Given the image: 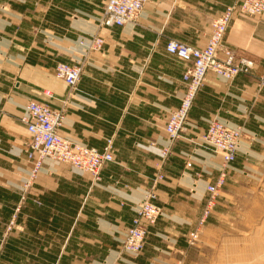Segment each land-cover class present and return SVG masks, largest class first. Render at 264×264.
<instances>
[{"label":"crops","instance_id":"1","mask_svg":"<svg viewBox=\"0 0 264 264\" xmlns=\"http://www.w3.org/2000/svg\"><path fill=\"white\" fill-rule=\"evenodd\" d=\"M234 2L150 0L138 25L99 30L101 12L93 0H0V264H264V13L236 12L224 41L255 62L253 72L232 83L210 73L189 114L191 137L203 136L214 119L243 126L246 133L195 247L187 237L198 225L206 186L216 184L222 159L188 140L176 141L169 159L180 150L201 166L187 178L185 168L173 170L161 156L170 113L186 91V66L166 47L170 41L206 47L212 21ZM97 33L104 48L89 54L77 93L67 95L66 83L53 76L55 86L49 79L37 95V38L47 37L41 42L49 41L61 56L78 38ZM30 101L56 110L67 102L60 134L75 142L103 151L114 138V162L103 170L101 183L70 166L47 164L21 201L20 158L27 176L31 166L25 153L29 135L20 119ZM196 174L198 187L191 183ZM159 175L164 181L155 203L163 215L149 229L142 254L133 258L122 242Z\"/></svg>","mask_w":264,"mask_h":264},{"label":"built area","instance_id":"2","mask_svg":"<svg viewBox=\"0 0 264 264\" xmlns=\"http://www.w3.org/2000/svg\"><path fill=\"white\" fill-rule=\"evenodd\" d=\"M104 15L100 23L101 28L125 27L137 23L141 18L146 5L150 0H105ZM241 12L245 15L258 16L264 12V0H236L212 24V32L206 48L195 50L177 41H170L166 47L169 55L178 57L186 66L183 82L187 84L186 93L178 111L169 116L166 128L168 145L162 151V158L168 156V148L179 139L184 126L189 120V114L196 98L197 92L204 85L208 73H214L219 79L231 83L237 76L250 75L254 70V63L246 58H238L236 52L223 45L233 16ZM89 52L101 51L104 40L93 38L89 41L81 40L79 43ZM83 65L70 66L60 64L56 70V78L64 81L70 91L76 90L82 79ZM259 87L264 88V79L259 81ZM66 114V112H65ZM64 111L55 110L45 104L31 103L22 117V124L28 127L32 136L27 145L26 153L33 164L31 180L37 178L46 160H53L70 165L79 173H89L95 183L102 182L103 170L113 163L112 141H109L104 151H98L82 145L75 144L58 136L57 130L63 125ZM245 136L243 127H231L226 123L214 119L211 121L207 132L194 142L196 146L210 151L221 157L219 180L216 185H208V199L206 208L199 224L203 226L216 206L219 189L224 185L228 168L237 159L242 140ZM198 147L196 149H198ZM164 179L159 175L155 184ZM158 183V184H159ZM96 184V185H98ZM154 191H148L142 202L136 207V216L131 227L125 234L122 242L124 251L130 255L139 254L146 242L149 228L161 218L162 209L156 205ZM199 231L189 237V245L198 243Z\"/></svg>","mask_w":264,"mask_h":264},{"label":"rangeland","instance_id":"3","mask_svg":"<svg viewBox=\"0 0 264 264\" xmlns=\"http://www.w3.org/2000/svg\"><path fill=\"white\" fill-rule=\"evenodd\" d=\"M94 1V4H98L99 5V10H100V12H101V17L97 20V26H98V29L99 30H101L102 28L100 27V23H101V21H102V17H103V13H104V5L102 6V1L103 0H93ZM236 3V0H235V2H234V4ZM233 4V5H234ZM233 5H230L229 7H231V6H233ZM89 6L91 7V8H94L95 9V6L93 5V4H89ZM227 10V9H226ZM39 17H41L40 16V14H38L37 15V20H36V25L37 26H41L42 24H44L43 23V21H42V19L41 18H39ZM141 19V18H140ZM140 19L137 21V23H134V24H131V25H134V26H136V25H138V23H139V21H140ZM46 25H48V23L46 22L45 23ZM108 29V28H107ZM75 35H76V37H77V33L75 32V30H74V32H73ZM40 35V34H39ZM97 35H99L98 33L96 34V35H93V36H91V37H89V38H87V37H80V38H78L77 39V41H75V45H69V46H66V48L68 49L67 50V52H65V54H64V52H63V54L61 55V56H59L58 54H59V52L58 51H56L55 49H54V47H53V45H51V43L48 41V43L46 44V45H48V47H46V45L45 44H43L42 42L43 41H45V40H47V37H45V36H39L40 37V39L42 40V42H41V40L39 39V38H37V40H38V45H37V56H36V71H35V81H36V87H35V92H36V94L39 92V91H43V90H41V88L40 87H43L44 85H48L49 84V79H50V84H49V86L50 87H53V86H55L54 85V79H53V76H55V73H56V70H57V68H58V66L60 65V64H67V65H70V66H76V65H78V64H82V65H87V61H88V59H89V57L91 56V55H89L91 52H89V50L88 49H83L81 46H80V42H81V40H84V41H89V40H92L93 38H95V36H97ZM54 43V42H53ZM50 46V47H49ZM104 48V47H103ZM103 50V49H102ZM101 50V51H102ZM100 51V52H101ZM93 54V53H92ZM95 54V53H94ZM77 59H80V61H79V63H77ZM77 63V64H76ZM85 68V67H84ZM55 78H56V76H55ZM57 79V78H56ZM58 80V79H57ZM57 83V82H56ZM81 83V82H80ZM80 83H79V85H80ZM57 85V84H56ZM79 85L77 86V90H75L76 91V93H77V91H78V88H79ZM67 89H68V93H67V95L68 94H70V89L67 87ZM74 91V92H75ZM38 95V94H37ZM181 102H182V100H181ZM43 104H45V103H43ZM45 105H47V106H49V107H51L52 109H55V107H52L50 104H45ZM181 105V104H180ZM56 110V109H55ZM60 110H62V108L60 109ZM191 129V127H190V122L188 121V125H187V133L185 134V136L183 137V140H188V142L190 143L191 141H196V139H198V138H201L202 137V135H195L194 137H191L190 136V134H189V130ZM29 135V134H28ZM246 135V134H245ZM245 137V136H244ZM29 138H30V136H29ZM192 143V142H191ZM25 147H26V145H25ZM173 150L174 149H172V152H171V154L173 153ZM175 152V151H174ZM171 156V155H170ZM238 158V157H237ZM169 159V157H167V159L165 160V161H167ZM237 160V159H236ZM236 160L234 161V162H236ZM169 161H170V167L174 170L175 168H185V170H184V172H183V174L185 173L186 174V177L188 178V177H190L189 176V171L190 172H192L193 170H197L198 171V169L200 168L201 169V166H198V164L196 163V160H195V156L194 155H192L191 153H188V152H184V154H182V151H177V152H175V155L173 156V157H171L170 159H169ZM223 161V160H222ZM24 162H25V158L24 157H22V158H20V174H19V197H20V199H21V201H24L26 198H28V196H29V193L31 192V190L33 189V187H34V185H35V183H36V181L38 180H36L33 184H32V186H31V188L28 190V191H25V181H26V179H27V174H25V172H24ZM233 162V163H234ZM232 163V164H233ZM48 164H52V163H48ZM231 164V165H232ZM56 165V164H55ZM223 165V163L221 164V166ZM230 165V166H231ZM230 168V167H229ZM229 168H228V170H229ZM212 171H214V167L212 168V170H211V172ZM182 174V175H183ZM198 174H200V173H198ZM198 174H196V176H195V179H192V181H191V183H195V184H197V187L199 186V184H200V182H201V179H199L198 178ZM227 176H228V172H227ZM218 178H219V176H218ZM217 178V179H218ZM226 179H227V177H226ZM200 180V181H199ZM4 181H7L6 179H4ZM164 181V179L161 181V183ZM225 183H226V180H225ZM209 185H214V184H209ZM194 186V185H193ZM208 186V185H207ZM207 186H206V194H207V196H208V192H207ZM196 191V190H195ZM199 192V191H198ZM199 195H200V192H199ZM201 195H203L202 193H201ZM0 196H1V194H0ZM206 196V200H205V206H204V208H203V211H202V214H201V217H202V215H203V212H204V209L206 208V204H207V199H208V197ZM216 208V207H215ZM215 208H214V211H215ZM19 211V208H18V210H17V212ZM213 211V212H214ZM213 212L210 214V216L208 217V219L206 220V223L203 225V226H201L200 224H199V222H200V219H201V217H200V219H199V221H198V225H197V227H196V229L195 230H193L190 234H189V236L187 237V243H188V245H189V237H191V235L194 233V232H196L197 230L199 231V238H198V243L195 245V246H197L198 244H199V242L201 241L200 239H201V230L205 227V225L208 223V220H209V218L212 216V214H213ZM162 217V216H161ZM160 220V219H159ZM158 220V221H159ZM158 223V222H157ZM156 223V224H157ZM156 224H154L153 226H151L150 228H152V227H154ZM11 227H12V223L10 224V226H8L7 227V230H11ZM149 228V229H150ZM126 234V233H125ZM149 235V234H148ZM125 237V236H124ZM147 238H148V236L146 237V240H147ZM124 240V239H123ZM146 243V242H145ZM190 247H195V246H191V245H189ZM144 247H145V244H144ZM144 249V248H143ZM143 251V250H142ZM142 251L139 253V254H137V255H130V254H128V255H130L131 257H133V258H137V257H139L141 254H142Z\"/></svg>","mask_w":264,"mask_h":264},{"label":"bare ground","instance_id":"4","mask_svg":"<svg viewBox=\"0 0 264 264\" xmlns=\"http://www.w3.org/2000/svg\"><path fill=\"white\" fill-rule=\"evenodd\" d=\"M106 3V2H105ZM241 13V12H240ZM264 13V12H263ZM262 13V14H263ZM261 14V15H262ZM104 15V14H103ZM243 15H245V14H243ZM248 16H250V15H248ZM258 16H260V15H258ZM234 17V16H233ZM253 17H257V16H253ZM218 18V17H217ZM217 18H215L213 21H212V24H213V22L217 19ZM233 20V19H232ZM212 24H211V26H212ZM231 25V24H230ZM230 28V27H229ZM228 31H229V29H228ZM228 31H227V33H228ZM227 33H226V35H227ZM211 35V34H210ZM226 35L224 36V39H223V45L225 46V47H227L226 45H225V43H224V41H225V38H226ZM97 38H101V37H98V36H96ZM102 39V38H101ZM105 42V41H104ZM183 44V43H182ZM208 44V43H207ZM184 45H186V44H184ZM188 46V45H187ZM190 47V46H189ZM190 48H192V49H195V50H203V49H205L206 47H204V48H202V49H198V48H193V47H190ZM227 48H229V47H227ZM229 49H231V48H229ZM233 50V49H232ZM235 51V50H234ZM94 52H97V51H94ZM236 52V51H235ZM236 54H237V52H236ZM237 56H238V54H237ZM174 57H176V56H174ZM178 60H180L178 57H176ZM238 58H246V57H239L238 56ZM246 59H248V58H246ZM250 61H252L253 63H254V68L253 69H255V62L253 61V60H251V59H249ZM181 61V60H180ZM183 63V62H182ZM253 72V71H252ZM82 73H83V71H82ZM210 73H208V75H209ZM212 74H214V73H212ZM208 75H207V79H208ZM215 75V74H214ZM55 76H56V74H55ZM238 77V76H237ZM236 77V78H237ZM235 78V79H236ZM58 79V78H57ZM207 79H206V81H205V83L207 82ZM262 79H264V77H261L260 79H259V81L261 82V80ZM60 80V79H59ZM235 81V80H234ZM205 83H204V85H205ZM232 83V82H231ZM185 85H186V88H187V84L185 83ZM204 85L201 87V89L197 92V95H196V98H197V96H198V94H199V92L202 90V88L204 87ZM73 92V91H72ZM186 93V92H185ZM185 93H184V95H185ZM184 95H183V98H184ZM183 98H182V100H183ZM196 98H195V100H196ZM195 100H194V102H193V105H192V108H193V106H194V103H195ZM31 103H37V104H42V103H40V102H38V101H30L28 104H27V106L25 107V111H26V109H27V107L31 104ZM66 106H67V102H64V105H63V108H62V111H64V116H65V119H64V122H63V125H64V123H65V120H66V114H65V112H66ZM181 107V106H180ZM180 107L178 108V109H176V110H174V111H172L173 113L174 112H176V111H178L179 109H180ZM192 108H191V110H192ZM171 112V113H172ZM170 113V114H171ZM23 117V116H22ZM22 117H21V119H20V121L22 122ZM219 120V119H218ZM187 121H189L188 119H187ZM213 121V120H212ZM168 123H169V120H168V122H167V125H166V128H167V126H168ZM211 123V122H210ZM63 125L61 126V127H59L58 128V130H57V134H58V136L59 137H61L62 139H65V140H69V141H71V142H73V143H75V144H78V145H82V146H85V147H88V146H86V145H84V144H81V143H78V142H75V141H73L72 139H70V138H68V137H64V136H62L61 134H60V130H61V128L63 127ZM210 126V125H209ZM25 127H26V129H27V132H28V134H29V136H30V138H29V141L26 143V147H27V145L29 144V142L31 141V139H32V136H31V134H30V132H29V130H28V127L25 125ZM232 127V126H231ZM238 127H243V126H238ZM244 128V127H243ZM244 130H245V128H244ZM186 131H187V124L184 126V130L181 132V134H180V137H179V139H177V140H175L174 141V143L176 142V141H178V140H180V139H183V137L185 136V133H186ZM246 134V133H245ZM166 135H168L167 134V132H166ZM169 136V135H168ZM168 136H167V138H168ZM244 139V138H243ZM109 141H112V147H113V150H112V153H114V138L112 137V138H110V139H108L107 141H106V146L104 147V148H106L107 147V145H108V143H109ZM193 144H195L194 142L195 141H191ZM242 144V143H241ZM174 145V144H173ZM88 148H91V147H88ZM171 148L172 147H170V148H168V156L167 157H169V155H170V153H171ZM27 149V148H26ZM93 149H96V148H93ZM96 150H98V149H96ZM164 150V149H163ZM99 151V150H98ZM104 151V150H103ZM100 152V151H99ZM102 152V151H101ZM26 153V152H25ZM167 157L166 158H163L164 160H166L167 159ZM26 158H27V161H28V163L30 164V166H31V168H30V170L28 171V176H27V179H26V181H25V191H28L30 188H31V186H32V184L39 178V175L42 173V171L44 170V168H45V166L48 164V163H52V164H56V165H66V166H70V165H68V164H64V163H60V162H57V161H53V160H46L45 161V163L43 164V166H42V169H41V171L39 172V174H38V176H37V178L36 179H34V180H31V172H32V169H33V164H32V162L30 161V159H29V156H28V153H26ZM114 162V161H113ZM71 167V166H70ZM72 168V167H71ZM73 169V168H72ZM76 171V170H75ZM78 172V171H77ZM82 174H88V175H90L91 176V178H92V181H93V183L94 184H98V183H95L94 182V180H93V177H92V175L91 174H89V173H82ZM218 180H219V178H218ZM218 180H217V182H216V184L218 183ZM226 180V179H225ZM100 183V182H99ZM159 183V182H158ZM158 183L157 184H155V182H154V185H153V187L150 189V191H154L155 192V194H156V196L158 197V195H157V185H158ZM216 184H214V185H216ZM225 184V183H224ZM224 186V185H223ZM222 186V187H223ZM221 187V188H222ZM221 188L219 189V191H218V196H219V192H220V190H221ZM148 192V191H147ZM146 192V193H147ZM146 195V194H145ZM145 197V196H144ZM218 198V197H217ZM158 199V198H157ZM156 199V200H157ZM144 200V199H143ZM217 201V200H216ZM142 202V201H141ZM140 204V203H139ZM138 204V205H139ZM137 205V206H138ZM136 209V208H135ZM125 238V237H124ZM122 248H123V246H122ZM123 252L124 253H126L125 251H124V249H123ZM127 254V253H126Z\"/></svg>","mask_w":264,"mask_h":264}]
</instances>
